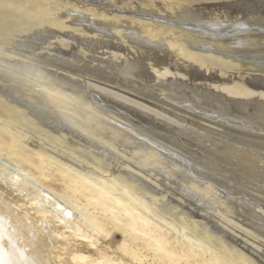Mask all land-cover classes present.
Returning a JSON list of instances; mask_svg holds the SVG:
<instances>
[{
	"label": "rangeland",
	"instance_id": "1",
	"mask_svg": "<svg viewBox=\"0 0 264 264\" xmlns=\"http://www.w3.org/2000/svg\"><path fill=\"white\" fill-rule=\"evenodd\" d=\"M0 61V126L25 147L264 264V0H0Z\"/></svg>",
	"mask_w": 264,
	"mask_h": 264
},
{
	"label": "bare ground",
	"instance_id": "2",
	"mask_svg": "<svg viewBox=\"0 0 264 264\" xmlns=\"http://www.w3.org/2000/svg\"><path fill=\"white\" fill-rule=\"evenodd\" d=\"M10 124L0 126V155L23 170L0 166V264H254L175 209L162 208L158 195L105 176L104 167L84 171L29 150ZM52 180L62 190L52 188Z\"/></svg>",
	"mask_w": 264,
	"mask_h": 264
}]
</instances>
